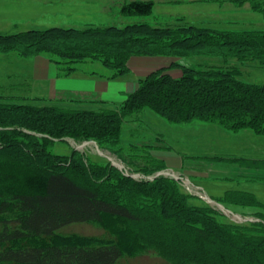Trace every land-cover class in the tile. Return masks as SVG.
Returning a JSON list of instances; mask_svg holds the SVG:
<instances>
[{"label":"trees","instance_id":"obj_1","mask_svg":"<svg viewBox=\"0 0 264 264\" xmlns=\"http://www.w3.org/2000/svg\"><path fill=\"white\" fill-rule=\"evenodd\" d=\"M153 5L152 0H132L119 14L146 17ZM8 52L44 55L63 75L78 63L98 62L111 77L124 74L132 56L201 60L191 66L174 62L182 68L177 79L166 68L151 72L115 107H61L0 94V264H125L123 259L149 251L158 254L161 264H264V243H256L259 224L219 223L206 205L190 204L197 200L172 179L135 181L76 150L69 156L51 151L69 138L125 152L122 127L146 108L174 124L199 121L264 136V83L242 80L236 66L247 61L264 65V30L139 21L48 27L0 34V54ZM128 147L152 155L149 145ZM156 164L135 167L145 174L165 167ZM230 193L222 198L235 196ZM83 222L97 223L106 236L60 232ZM165 244L171 251L163 252Z\"/></svg>","mask_w":264,"mask_h":264},{"label":"rangeland","instance_id":"obj_2","mask_svg":"<svg viewBox=\"0 0 264 264\" xmlns=\"http://www.w3.org/2000/svg\"><path fill=\"white\" fill-rule=\"evenodd\" d=\"M145 1V0H142ZM154 5L151 15L146 17H125L122 15L113 16V24L123 26L127 23L139 21L147 22L152 25H170L179 26L190 24L198 27H209L225 31L241 30H264V0H152ZM43 27L42 25H22L14 31H24ZM71 27V26H69ZM5 28V27H1ZM67 28V27H66ZM81 28V27H75ZM11 29V32H14ZM22 57L15 52L0 54V94L14 95L20 93V86H24V93L30 95L26 89L27 68L23 66ZM179 63L187 66L198 63L201 59L195 56L178 58ZM92 62H82L83 65H90ZM96 69H103L98 62H93ZM237 72L241 71V78L257 84L264 83V65L255 62L237 63ZM182 68L172 66L168 73L172 78L177 79L181 76ZM105 71V70H104ZM236 71V70H235ZM18 97V96H17ZM19 100V98H17ZM22 100V99H21ZM136 114V113H135ZM133 120L126 122L121 132V147L125 152L118 154L108 149L100 148L94 141L75 142L72 139H65L64 142H56L51 151L58 155L69 156L72 150H76L88 156L91 162L108 163L115 167L125 176L135 181H147L150 176L159 173V176L172 179L178 183L183 192L193 196V201L201 206L206 205L212 209L218 216L219 223L253 227L259 224L255 233H258L257 245L264 243V165H245V158L261 157L260 140L258 136L249 129L238 131L225 130L214 125L192 122L190 124H174L166 121L151 109H142ZM129 118V119H131ZM264 137V136H259ZM130 144L138 146H151V153L155 151L172 152L174 158L181 157L182 165H214L204 163L213 161L209 158L217 156L220 158H230L231 165H237L240 169H235L231 174L237 182L230 187L223 184H211L201 182L198 187L194 183L191 174L180 175L179 171L166 169L165 167L145 174L138 171V168L155 167L156 163L165 166L161 154H146L135 150H130ZM79 147V148H78ZM78 148V149H76ZM211 155V156H209ZM264 156V155H263ZM242 157L243 159H236ZM148 158V159H147ZM175 159V161H177ZM162 163V164H161ZM137 166V167H135ZM136 171H135V170ZM198 169V168H196ZM165 173V175L161 174ZM239 175V176H235ZM132 176V177H131ZM239 177V178H238ZM241 177V178H240ZM243 177V178H242ZM219 185V186H218ZM226 187L223 190H239L244 194L231 192L235 196L228 198H217L214 193L218 189ZM200 188V189H199ZM229 193V192H228ZM206 197L211 201L207 203ZM213 202V203H212ZM241 204L239 210H232L230 204ZM218 204V205H217ZM222 208H220V207ZM242 207V208H241ZM237 210V211H236ZM60 232L63 235H77L81 237H102L106 236L103 228L97 223L83 222L73 223L63 227ZM158 245V243H157ZM155 248V244H154ZM171 251L165 244L163 252ZM237 262L240 260L234 258ZM125 264H161L163 260L154 251L143 253L132 258L122 260ZM217 261V259H216ZM242 264V262H239Z\"/></svg>","mask_w":264,"mask_h":264},{"label":"crops","instance_id":"obj_3","mask_svg":"<svg viewBox=\"0 0 264 264\" xmlns=\"http://www.w3.org/2000/svg\"><path fill=\"white\" fill-rule=\"evenodd\" d=\"M126 1L132 0H0V34L20 32L14 30L22 25H42L43 27H36V29H45L113 24L112 17L119 14L120 7ZM11 29L14 32H11ZM22 58L21 64L27 68L26 89L30 95H26L24 86H20L22 92L15 93V96L24 101L37 99L39 103L46 105L80 109L118 106L136 90L140 79L157 69H170L174 62L179 61L178 58L160 55L132 56L127 61V71L122 75L111 77L104 69H96L93 62L90 65H83L88 67L86 69L82 65H77L68 75H63L59 68L44 55ZM258 138L261 142V154L254 152L261 157H246L245 165H264V137L258 136ZM152 153L161 154L166 169L179 171L180 175L194 176L192 178L198 187H201V182L208 181L211 184L218 183L233 187L232 185L238 180L229 173L240 167L231 165L230 160L205 161V164L214 165H197L191 168L192 165H182L181 157L176 159L171 156L172 152H160L153 149ZM226 187L218 189L214 195L221 199L226 191L244 194L239 190H223ZM229 206L232 210H239L243 205L232 203Z\"/></svg>","mask_w":264,"mask_h":264},{"label":"bare ground","instance_id":"obj_4","mask_svg":"<svg viewBox=\"0 0 264 264\" xmlns=\"http://www.w3.org/2000/svg\"><path fill=\"white\" fill-rule=\"evenodd\" d=\"M127 2V1H126ZM122 12V11H121ZM151 15V14H150ZM137 18V17H136ZM220 207V206H219ZM221 208V207H220Z\"/></svg>","mask_w":264,"mask_h":264},{"label":"water","instance_id":"obj_5","mask_svg":"<svg viewBox=\"0 0 264 264\" xmlns=\"http://www.w3.org/2000/svg\"><path fill=\"white\" fill-rule=\"evenodd\" d=\"M76 149H78V148H76Z\"/></svg>","mask_w":264,"mask_h":264}]
</instances>
